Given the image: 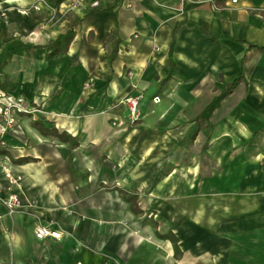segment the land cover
I'll list each match as a JSON object with an SVG mask.
<instances>
[{"label": "crops", "instance_id": "0c3cea01", "mask_svg": "<svg viewBox=\"0 0 264 264\" xmlns=\"http://www.w3.org/2000/svg\"><path fill=\"white\" fill-rule=\"evenodd\" d=\"M75 1L0 0V264H264V0Z\"/></svg>", "mask_w": 264, "mask_h": 264}, {"label": "built area", "instance_id": "2783aa9c", "mask_svg": "<svg viewBox=\"0 0 264 264\" xmlns=\"http://www.w3.org/2000/svg\"><path fill=\"white\" fill-rule=\"evenodd\" d=\"M84 0H76V5L79 3H83ZM234 4L237 3L236 0L233 1ZM90 85L87 84L86 88H89ZM141 96H126L117 102V107L125 108L127 110V121L128 126H134L139 123L142 119V113L140 110V100ZM155 104L160 102L159 98L153 99ZM36 111L29 107L26 99L21 96H15L10 93H6L0 91V115L4 117L8 126L14 125L16 122L15 115H32ZM114 126H121L122 122L120 121V116H116L113 119ZM4 130H0V135H4ZM2 188L0 187V200L1 203L6 206L11 213L16 212L18 209L21 208L22 203L17 195H9L5 199L1 198ZM35 237L38 240H45V239H54V240H61L63 234L59 231L52 230L46 226H38L35 229Z\"/></svg>", "mask_w": 264, "mask_h": 264}, {"label": "trees", "instance_id": "16d2710c", "mask_svg": "<svg viewBox=\"0 0 264 264\" xmlns=\"http://www.w3.org/2000/svg\"><path fill=\"white\" fill-rule=\"evenodd\" d=\"M114 57H115V53H113V55L110 56V62H112L114 60ZM174 244H175V242H174ZM176 249H177V247H176Z\"/></svg>", "mask_w": 264, "mask_h": 264}]
</instances>
